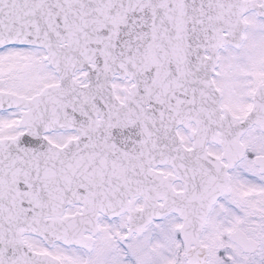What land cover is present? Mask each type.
<instances>
[{"label":"snow or ice","instance_id":"6c2138e0","mask_svg":"<svg viewBox=\"0 0 264 264\" xmlns=\"http://www.w3.org/2000/svg\"><path fill=\"white\" fill-rule=\"evenodd\" d=\"M0 264H264V0H0Z\"/></svg>","mask_w":264,"mask_h":264}]
</instances>
